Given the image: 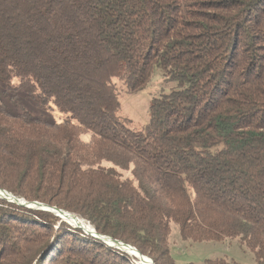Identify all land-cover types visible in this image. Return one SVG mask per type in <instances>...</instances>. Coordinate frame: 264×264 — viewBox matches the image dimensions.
<instances>
[{"label":"trees","instance_id":"16d2710c","mask_svg":"<svg viewBox=\"0 0 264 264\" xmlns=\"http://www.w3.org/2000/svg\"><path fill=\"white\" fill-rule=\"evenodd\" d=\"M155 66L180 88L155 97L136 131L118 116L119 83L138 91ZM13 79L71 116L0 106V188L156 264H178L172 223L184 240L239 238L264 264V0H0V82ZM137 261L0 198V264Z\"/></svg>","mask_w":264,"mask_h":264},{"label":"rangeland","instance_id":"374dc122","mask_svg":"<svg viewBox=\"0 0 264 264\" xmlns=\"http://www.w3.org/2000/svg\"><path fill=\"white\" fill-rule=\"evenodd\" d=\"M17 84L18 79H13L10 84L0 82V106L11 112L28 110L43 115L52 122H61L71 116L69 112H62L53 104L42 106L39 97L30 98L23 92L16 91ZM119 85L121 87L119 95L121 106L118 116L129 119L128 127L136 131L146 129L150 118L151 104L155 97L180 88L177 82L171 80L160 66H155L152 69L149 82L138 91L130 92L123 83H119ZM83 139L88 140V134L83 135ZM128 174L129 172L124 173L125 176ZM84 220L92 225L86 219ZM169 243L171 255L178 264H204L207 260L216 258H225L235 264L255 263L254 253L239 238H227L222 241L184 240L180 234L179 226L175 223L171 224Z\"/></svg>","mask_w":264,"mask_h":264},{"label":"water","instance_id":"95a60500","mask_svg":"<svg viewBox=\"0 0 264 264\" xmlns=\"http://www.w3.org/2000/svg\"><path fill=\"white\" fill-rule=\"evenodd\" d=\"M0 198L2 199H6L10 202L19 204L21 206H25L28 208H32V209H40V210H45V211H49L52 212L53 214H55L56 216H58L62 221H65L77 228H81L85 233L92 235L98 239H100L101 241H103L104 243L108 244L109 246L118 248L122 251H125L126 253L132 255L131 252H133L136 256L140 259V262L137 261V264H144L143 262L146 260H150V262L152 264H156L155 261L153 260V258L143 254L140 250H138L135 246H133L132 244L126 243L122 240L113 238L112 236L103 234V233H99L96 228L92 225H86V221L84 219H82L81 217H79L77 214L67 211L65 209L59 208L57 206H52L50 204L47 203H43L40 201H29L26 200L23 197H19L17 195H15L14 193L4 189V188H0ZM124 246L125 249L122 247ZM128 249V250H126Z\"/></svg>","mask_w":264,"mask_h":264},{"label":"bare ground","instance_id":"6f19581e","mask_svg":"<svg viewBox=\"0 0 264 264\" xmlns=\"http://www.w3.org/2000/svg\"><path fill=\"white\" fill-rule=\"evenodd\" d=\"M87 226L89 225L88 223H85ZM124 249H125V247L124 246H122ZM126 250H128V249H126ZM129 251V250H128ZM132 253V256H134L135 254L133 253V252H131ZM138 258V257H137ZM138 261L140 262V259L138 258ZM144 264H152L151 262H150V260H146V261H144L143 262Z\"/></svg>","mask_w":264,"mask_h":264}]
</instances>
